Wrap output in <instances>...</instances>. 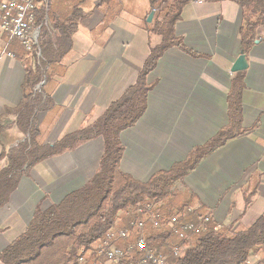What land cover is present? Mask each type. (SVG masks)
<instances>
[{
  "label": "crops",
  "instance_id": "crops-1",
  "mask_svg": "<svg viewBox=\"0 0 264 264\" xmlns=\"http://www.w3.org/2000/svg\"><path fill=\"white\" fill-rule=\"evenodd\" d=\"M100 2L87 0L83 6L73 49L63 59L66 66L60 67L53 89L59 110L43 123L46 142L55 143L104 114L137 83L151 47L161 42V36L147 29L149 0ZM184 7L176 34L196 55L178 46L166 50L147 76L154 87L146 112L120 134V168L142 182L187 159L193 148L229 124L228 96L238 73L232 67L242 54L241 8L233 0H190ZM5 42L0 34V117L6 116L7 146L14 133L24 136L17 115L8 110L23 101L26 70L16 56H8ZM246 57L249 67L241 71L246 133L204 157L177 183L181 192H192L197 203L212 210L218 224L243 227L264 215V41ZM77 58L82 61L76 63ZM103 150L104 140L97 137L44 160L24 175L9 203L0 208V251L25 231L41 202L49 200L44 207L59 203L83 186L95 174Z\"/></svg>",
  "mask_w": 264,
  "mask_h": 264
},
{
  "label": "trees",
  "instance_id": "trees-1",
  "mask_svg": "<svg viewBox=\"0 0 264 264\" xmlns=\"http://www.w3.org/2000/svg\"><path fill=\"white\" fill-rule=\"evenodd\" d=\"M149 1L150 13L155 11V16L151 23L147 22L146 17L147 29L162 39L151 47L137 83L130 86L97 120L64 135L55 143L46 142L43 138V123L46 116L53 117L54 112L59 110L52 98L55 84H58L57 77L61 73L58 68L73 49L77 22L83 18V6L87 0H71L70 11L62 10L60 6L52 10L51 0L48 8L45 0H37L35 11L38 23L47 14L56 36L54 39L47 29L41 31L39 42L43 56L40 58L35 57L33 60V55L20 41L11 40L8 52H12L23 63L26 77L23 101L18 107L8 110V113L17 115L16 124L25 139L8 148L3 137L7 128L6 116L0 117V161L7 160V164L0 168V208L9 203L22 177L44 160L72 151L86 141L101 136L104 150L95 174L83 186L73 189L59 203L44 207L41 202L36 207L25 231L0 251L1 262L74 264L75 257L93 248L95 242L104 238L115 223L119 226L129 225L136 208L149 200L161 205L169 217L179 214L185 221H197L210 216L208 227L193 235L192 246L177 256L173 254L170 242L180 243L181 240L167 226L147 225L146 241L155 250L169 255L166 264H246L251 257H264V215L249 227L218 224L213 211L196 202L195 194L178 191V196L173 192L177 183L183 181L204 157L246 133L242 121L243 90L246 85L244 72L236 73L232 80L228 96L229 124L208 142L193 148L187 159L174 163L170 170H160L146 182L135 179L120 168L124 151L120 134L135 126L146 112L148 93L154 87L147 81L148 74L155 69L166 50L173 46L196 55L176 34V24L190 0ZM233 1L242 11L243 22L239 33L242 53L247 55L258 41H264V0ZM2 38L5 40L4 35ZM177 197L182 198L179 206L175 203Z\"/></svg>",
  "mask_w": 264,
  "mask_h": 264
},
{
  "label": "built area",
  "instance_id": "built-area-1",
  "mask_svg": "<svg viewBox=\"0 0 264 264\" xmlns=\"http://www.w3.org/2000/svg\"><path fill=\"white\" fill-rule=\"evenodd\" d=\"M50 0H45L48 8ZM37 0H2L0 2V32L5 36V51L13 39L21 41L24 48L40 58L42 50L39 36L43 29L54 35L55 28L46 14L44 20L38 23ZM8 56H14L11 52ZM191 211V208L189 209ZM136 214L129 225L114 224L104 238L95 242L93 248L82 251L75 257L74 264H166L169 259L164 251L159 252L148 245L146 241L148 224L167 226L181 242L173 243L174 255L181 254L190 248L193 235L205 230L210 216L200 220L185 221L182 215L169 217L162 206L149 200L138 206ZM125 244L122 246L121 244ZM246 264H254L251 260Z\"/></svg>",
  "mask_w": 264,
  "mask_h": 264
},
{
  "label": "rangeland",
  "instance_id": "rangeland-1",
  "mask_svg": "<svg viewBox=\"0 0 264 264\" xmlns=\"http://www.w3.org/2000/svg\"><path fill=\"white\" fill-rule=\"evenodd\" d=\"M71 2V0H51V9L53 10L56 6H60V8L62 9V10H64V9H67V6H68V4ZM53 37H54V39H55V35H53ZM13 40H17V41H19L18 39H13ZM5 41H6V38H5ZM21 42V41H20ZM11 43V42H10ZM10 45V44H9ZM8 48H9V46H8ZM28 51V50H27ZM32 55H33V60H34V58L36 57V55L35 54H33L31 51H29ZM36 59H37V57H36ZM78 61H82L81 59H79V58H77V60H76V63L78 62ZM63 63H64V65H63ZM64 66H66L65 65V62H63V60L61 61V65H60V67H62V69H64L65 67ZM60 67L58 68L59 70H61L60 69ZM68 67H66V69H67ZM68 69H70V66H69V68ZM67 69V70H68ZM81 69L82 70H84V67L82 66L81 67ZM69 71V70H68ZM70 75V73L68 72L67 74H66V76H65V78L66 77H68ZM12 120V119H11ZM13 123H15V121L13 120ZM12 124V123H11ZM21 134H18V133H14L13 134V136H12V139H11V141L10 142H8L7 143V146L9 147V148H12V147H14L15 145H17L18 144V140H16V139H22V140H24L25 139V136H23V135H21ZM7 164V160H2V161H0V168L1 167H3L4 165H6ZM30 174V173H29ZM29 174L27 175V176H29ZM177 187V186H176ZM176 187H174V189H173V192H176L177 194H178V196H180L179 195V192H180V190H178ZM179 191V192H178ZM180 200L182 201V198L181 197H177L176 198V204H177V206H179L180 205ZM44 202V201H43ZM45 204H49V200L48 201H46L45 202ZM44 204V205H45ZM164 210V209H163ZM165 211V210H164ZM166 212V211H165ZM167 213V212H166ZM171 243V247H172V244L173 243H175L174 241H172V242H170ZM178 242H176V244H177ZM263 255H260L259 257L258 256H255V257H251L250 258V260H251V262L252 263H254V264H263L264 263V257H262ZM249 260V261H250Z\"/></svg>",
  "mask_w": 264,
  "mask_h": 264
},
{
  "label": "water",
  "instance_id": "water-1",
  "mask_svg": "<svg viewBox=\"0 0 264 264\" xmlns=\"http://www.w3.org/2000/svg\"><path fill=\"white\" fill-rule=\"evenodd\" d=\"M198 1V0H195ZM155 11H152L150 15L148 16V21H151L152 18L154 17ZM249 67V63L247 61L246 54H241L234 62V65L232 67L233 72H241L245 71Z\"/></svg>",
  "mask_w": 264,
  "mask_h": 264
}]
</instances>
